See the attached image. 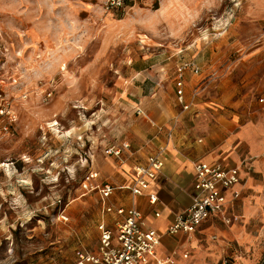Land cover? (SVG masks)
<instances>
[{"label": "rangeland", "instance_id": "374dc122", "mask_svg": "<svg viewBox=\"0 0 264 264\" xmlns=\"http://www.w3.org/2000/svg\"><path fill=\"white\" fill-rule=\"evenodd\" d=\"M105 1L0 0V103L11 113L0 131V264H72L76 249L96 247L101 201L82 182L90 167L107 181L99 168L116 157L105 149L139 121L162 125L180 61L216 63L193 100L264 96V0ZM260 201L252 219L223 221L235 235L218 264L264 257Z\"/></svg>", "mask_w": 264, "mask_h": 264}, {"label": "crops", "instance_id": "0c3cea01", "mask_svg": "<svg viewBox=\"0 0 264 264\" xmlns=\"http://www.w3.org/2000/svg\"><path fill=\"white\" fill-rule=\"evenodd\" d=\"M212 61L211 64L202 63L200 76L198 73L188 78L190 73H186L184 95L188 109L182 110L178 105L175 85L170 84L167 95L170 105H165L163 117L159 120L162 125L153 120L139 121L125 138L129 141L125 143H130L128 155L121 158V162L116 158L109 159L99 168L106 182L116 187L107 202L114 207H136L142 213L143 224L156 229L161 235L156 256L171 257L175 264H218L221 259L218 249L223 251L226 239L235 235L219 215L200 223L193 232L165 233L174 215L191 203L194 162L238 167L239 181L224 190V213L227 217L252 219L256 211L262 209L259 203L264 199V100H261L264 96L244 104L236 100V95L228 101L225 95L219 98L211 94L207 95L209 99L198 96L193 100L190 92L200 89L206 78L217 70L216 63ZM134 92L138 90L134 89ZM138 109L142 111L138 114L145 115L142 109ZM160 149H163L161 154L164 159L160 174L148 182L141 195H133L128 188L134 177L133 166L143 163L148 155ZM151 194L157 198L154 204L149 202ZM114 219H117L115 213H102L101 202L98 222L105 220L113 224ZM240 235H247V230ZM213 236L220 238L219 245ZM185 252H188L187 257H183Z\"/></svg>", "mask_w": 264, "mask_h": 264}, {"label": "built area", "instance_id": "2783aa9c", "mask_svg": "<svg viewBox=\"0 0 264 264\" xmlns=\"http://www.w3.org/2000/svg\"><path fill=\"white\" fill-rule=\"evenodd\" d=\"M126 0H106L105 9H119ZM200 67L194 62L183 60L175 68V97L182 110L189 108L185 103L184 81L186 73L198 74ZM261 100H264L262 98ZM138 113H142L137 109ZM11 118L8 102L0 103V131L7 130L3 122ZM129 148L128 143L120 146H110L105 149L106 154L121 158L122 150ZM163 149L147 156L143 163L133 166V181L129 190L133 195H141L148 187V182L156 179L164 166L162 157ZM194 192L191 203L180 213L174 215L173 220L167 225L165 233L175 235L179 232H193L197 226L213 215H219L223 221H228L224 213L226 196L224 190L232 187L239 181L238 167H223L221 164H209L206 162H194ZM98 171L89 168L87 176L82 182L83 188L88 191H97L102 202V213H115L117 219L113 224L100 220L96 229L98 231V243L95 250L76 249L73 264H175L173 258L156 256V249L160 244V233L151 227H146L142 221V213L134 206L124 208L114 207L107 202L116 187L109 182L97 181ZM156 196L150 195L149 202L154 204ZM158 216V213H155ZM188 252L183 254L187 257Z\"/></svg>", "mask_w": 264, "mask_h": 264}, {"label": "trees", "instance_id": "16d2710c", "mask_svg": "<svg viewBox=\"0 0 264 264\" xmlns=\"http://www.w3.org/2000/svg\"><path fill=\"white\" fill-rule=\"evenodd\" d=\"M258 264H264V257H262L261 261Z\"/></svg>", "mask_w": 264, "mask_h": 264}]
</instances>
